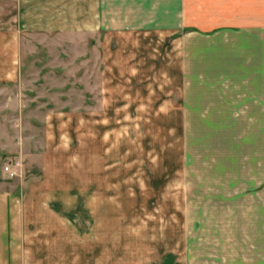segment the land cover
<instances>
[{
	"label": "rangeland",
	"instance_id": "obj_1",
	"mask_svg": "<svg viewBox=\"0 0 264 264\" xmlns=\"http://www.w3.org/2000/svg\"><path fill=\"white\" fill-rule=\"evenodd\" d=\"M43 1L0 0V67L22 83L0 121L68 143L47 175L85 230L47 254L264 264V113H245L241 36L177 22V0Z\"/></svg>",
	"mask_w": 264,
	"mask_h": 264
},
{
	"label": "crops",
	"instance_id": "obj_2",
	"mask_svg": "<svg viewBox=\"0 0 264 264\" xmlns=\"http://www.w3.org/2000/svg\"><path fill=\"white\" fill-rule=\"evenodd\" d=\"M43 2L44 5L38 6L41 9L61 5L57 4L59 0H50V4ZM171 12L180 17L177 22L180 19L191 21L200 31L226 28V34L241 36L243 71L247 73L243 78L247 88L245 113L254 109L258 114L264 113V0H177L168 7L167 14ZM42 21L38 19L39 25ZM46 23L49 25L39 28L45 31L56 28L53 16ZM20 86L18 70L13 72L10 66L0 67V97L6 98L2 108L12 99L14 90L11 93V88ZM13 119L12 124L8 121L10 131L4 130L6 124L0 121V160L4 157L22 161L25 173L16 178L17 184L0 179V264H127L106 261L99 256L47 254L46 249L56 247L60 238H70L65 245L70 244L72 250L74 232L85 230V209H75L74 191L71 184L68 186V179H65V187H59L56 185L62 179L57 181L47 175V167H51L47 161L62 152L67 141L63 146L51 143L50 147L46 138L38 139L34 134L27 138L24 130L19 129L18 118ZM29 145L34 151L30 154ZM2 168L1 174L7 178ZM80 220L83 223L78 222Z\"/></svg>",
	"mask_w": 264,
	"mask_h": 264
},
{
	"label": "built area",
	"instance_id": "obj_3",
	"mask_svg": "<svg viewBox=\"0 0 264 264\" xmlns=\"http://www.w3.org/2000/svg\"><path fill=\"white\" fill-rule=\"evenodd\" d=\"M2 173L11 180L22 177L24 173L22 161L16 159L7 162L2 168Z\"/></svg>",
	"mask_w": 264,
	"mask_h": 264
}]
</instances>
